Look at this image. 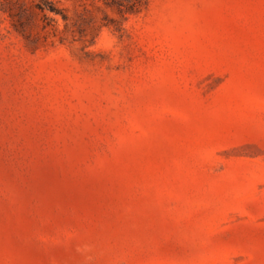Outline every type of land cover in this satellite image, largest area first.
Wrapping results in <instances>:
<instances>
[{
  "label": "rangeland",
  "instance_id": "rangeland-1",
  "mask_svg": "<svg viewBox=\"0 0 264 264\" xmlns=\"http://www.w3.org/2000/svg\"><path fill=\"white\" fill-rule=\"evenodd\" d=\"M40 1L0 0V264H264V0Z\"/></svg>",
  "mask_w": 264,
  "mask_h": 264
},
{
  "label": "trees",
  "instance_id": "trees-1",
  "mask_svg": "<svg viewBox=\"0 0 264 264\" xmlns=\"http://www.w3.org/2000/svg\"><path fill=\"white\" fill-rule=\"evenodd\" d=\"M72 1H80L85 4L89 0H72ZM94 1V0H93ZM104 2L111 6H116L120 12H135L140 9V5L142 0H104ZM39 8L43 11L49 10L56 14H61L64 19H68V14L64 8L59 7L55 1L53 0H41L38 3ZM116 30L122 31L123 27L121 25H116Z\"/></svg>",
  "mask_w": 264,
  "mask_h": 264
}]
</instances>
